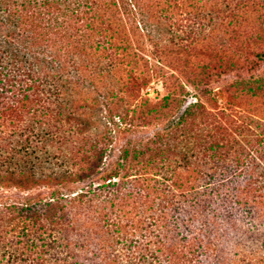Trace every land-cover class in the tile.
Segmentation results:
<instances>
[{
  "label": "trees",
  "instance_id": "1",
  "mask_svg": "<svg viewBox=\"0 0 264 264\" xmlns=\"http://www.w3.org/2000/svg\"><path fill=\"white\" fill-rule=\"evenodd\" d=\"M196 18L233 59L137 103L145 41L164 56L158 27ZM248 56L264 63V0H0V178L27 190L0 264H264V138L235 134L225 103L264 95Z\"/></svg>",
  "mask_w": 264,
  "mask_h": 264
},
{
  "label": "rangeland",
  "instance_id": "2",
  "mask_svg": "<svg viewBox=\"0 0 264 264\" xmlns=\"http://www.w3.org/2000/svg\"><path fill=\"white\" fill-rule=\"evenodd\" d=\"M197 9L192 7H175L173 14L179 17H189L199 13ZM205 12V10H201ZM188 14V15H185ZM194 19V18H192ZM186 19L181 23L177 20L168 25H164L160 28L161 32H166L167 35L164 40L157 39L159 44L167 45L166 53L164 56L151 54V51L156 47L154 43L145 41V46L148 52L141 54L145 59L148 60V64L141 62L142 68L145 72L144 77L148 80L147 84L135 93L137 97V103L142 100H149L153 104L160 103L163 97L172 91L174 85L172 82L164 84V81L159 78L162 74H170L179 77L181 82H184L185 78H182L183 71L190 72L192 75L199 74L200 72L213 71L214 69L221 67L225 62H230L233 59L234 48L231 46L232 36L221 39L217 37L215 25L207 19L204 21ZM155 27V29H158ZM220 29H222L220 27ZM203 33L200 39H195L193 34L195 31ZM214 31L210 37L206 38L207 32ZM221 35V34H220ZM206 38V39H205ZM157 43V42H156ZM229 46V49L226 47ZM148 54V55H147ZM159 61L162 63L160 64ZM254 56H248V60L242 62V68L248 75H256L264 77V63L253 64ZM224 66V65H223ZM129 69V68H127ZM237 70L232 69L230 76L236 77ZM189 95L186 96V101L194 103L195 100L194 91L191 86L186 85ZM135 101V100H134ZM228 102V104H227ZM224 103V102H223ZM226 105L230 106L227 110L230 115L231 129L235 134H242L243 137L252 139L264 138V95L251 96L244 92L238 91L235 88L228 89L225 97ZM225 105V104H223ZM182 110V107H181ZM175 110L171 111L174 114ZM164 121L156 119L149 120L147 126H140L139 128L146 132V134L152 135L156 130L161 127ZM140 125V124H139ZM231 132V131H230ZM264 141V140H263ZM30 150L29 154L31 153ZM44 159L46 161L45 167H52L49 164L51 161L57 163L54 155H46L47 150H43ZM46 160V158H48ZM51 157V158H50ZM2 159V158H0ZM56 171L63 169L58 163L55 166ZM50 173V170H47ZM27 194V190L22 187H15L10 184L9 181H4L0 178V248H6L12 240V225L10 217L12 218L13 213H26L23 209L22 204L24 203V197ZM21 227L18 231H22Z\"/></svg>",
  "mask_w": 264,
  "mask_h": 264
}]
</instances>
